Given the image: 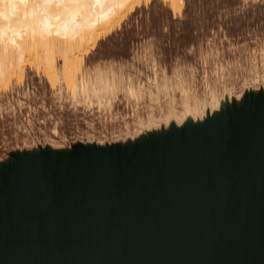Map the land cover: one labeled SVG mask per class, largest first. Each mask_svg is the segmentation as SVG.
Instances as JSON below:
<instances>
[{
    "label": "rangeland",
    "instance_id": "1",
    "mask_svg": "<svg viewBox=\"0 0 264 264\" xmlns=\"http://www.w3.org/2000/svg\"><path fill=\"white\" fill-rule=\"evenodd\" d=\"M81 66L78 76L103 77L116 85L112 93H88L87 99L80 89L74 94L60 72L52 85L44 68L34 65L0 83V162L12 153L63 152L74 144L99 149L105 157L107 149L128 145L131 154L141 137L196 127L234 97L264 91V0H185L181 12L165 0L142 2L84 54ZM128 87L137 89L135 96ZM250 164L252 199L244 236L231 245L208 240L209 226L195 198H178L162 173L153 200L123 206L95 201L68 214L75 226L92 225L87 236H65L67 247L58 251L48 249L50 240L42 237L39 251L46 250L30 252L24 263L264 264V164L258 156ZM15 218L2 221L0 264L11 259L12 244L22 239L13 231ZM212 226L222 231L227 220L217 218Z\"/></svg>",
    "mask_w": 264,
    "mask_h": 264
},
{
    "label": "snow or ice",
    "instance_id": "2",
    "mask_svg": "<svg viewBox=\"0 0 264 264\" xmlns=\"http://www.w3.org/2000/svg\"><path fill=\"white\" fill-rule=\"evenodd\" d=\"M106 150L74 144L70 150L51 148L12 153L0 162V239L3 218L14 210V233L20 238L54 240L65 210L79 211L84 197L108 205L148 201L161 189L167 173L170 191L194 197L208 224V240L231 245L243 238L250 210L253 168L264 164V91L234 97L231 104L196 127L149 134L131 145ZM47 210L43 229L34 209ZM217 218L227 227H213Z\"/></svg>",
    "mask_w": 264,
    "mask_h": 264
},
{
    "label": "bare ground",
    "instance_id": "3",
    "mask_svg": "<svg viewBox=\"0 0 264 264\" xmlns=\"http://www.w3.org/2000/svg\"><path fill=\"white\" fill-rule=\"evenodd\" d=\"M150 1L152 0H0V83L1 85L3 84V82L6 83V81H9L15 78L16 76L17 77L22 76L24 74L25 67L27 65H34L35 67L37 66V68H41V67L44 68V72H46L45 75L48 77L52 85L56 84V76L58 72H60L61 75H63L67 79L66 81L69 82L70 84L69 87L72 88L74 94L77 91V89H80L83 91V93H86V96L89 95L88 93H93V95L96 94V96L97 94H101L103 92H105L106 95H108L109 91L112 93L111 90L113 89L114 86L116 87V85H112L110 81L104 79L103 77L101 78L99 77L98 80L96 81L95 80L90 81L86 78V76H84V74L78 76L79 75L78 67H82L81 66L82 58L84 54L88 52L95 44H97V42L102 37L111 33L116 28V26L120 24V22L125 18V16L129 12L134 10L142 2L148 3ZM165 2L169 3L170 7L174 12H181L185 0H165ZM60 61H62L61 66H60ZM115 84L117 83L115 82ZM164 87L165 85L163 86V88ZM115 89L117 88H114V92ZM136 90H134L133 87H128V91H129L128 94L135 96L133 94H135ZM108 97L106 98L107 100H109ZM85 98L88 99L89 96ZM102 99L100 98V100ZM79 100L78 102L80 103ZM98 101L99 99L96 101V103H93V105L98 104ZM109 101L111 102V100ZM78 102L77 104H79ZM217 102L215 100L216 104ZM100 104L102 103H99V105ZM104 104L108 106L106 102L103 103V105ZM90 106H92V103ZM105 106L103 107L105 108ZM187 106L185 107L187 108ZM187 114L189 115V113ZM191 117L192 116H190V119L192 120ZM184 121L186 122V120ZM187 124H191L192 126V122ZM164 178L165 181L167 180L169 182L170 179L167 174L165 175ZM94 203H95L94 200L85 196L83 208H85L86 206L90 207V205H93ZM34 212L36 219L40 224L41 229H43L44 217L46 215L47 210L42 207H37L34 209ZM73 212H75V210L71 212L65 210L64 214L61 216L59 221L60 228L58 231V237L46 243L48 249L57 250V251L63 250L65 247H67V240L64 239L65 236H69L70 234L72 233L74 234L75 232L84 235L89 230H91L92 228L91 224L75 226L73 224L74 222L71 223L72 221L70 222V220L67 219L68 218L67 216L68 214H72ZM78 212L80 213V211ZM14 216H16L14 210L9 208L5 213L3 219L11 220L12 218H14ZM15 219H17V217ZM90 223L94 224V222H90ZM42 237L43 235H41L39 239H41ZM39 239H32L31 237H29L14 241L10 249L12 250L10 252L11 259L5 264H26L24 263V261L27 259L24 258L30 252L32 254H35L34 252L39 251L40 247L43 246L42 243L39 242L40 241ZM42 239H44V237ZM43 251H39V252H43Z\"/></svg>",
    "mask_w": 264,
    "mask_h": 264
}]
</instances>
